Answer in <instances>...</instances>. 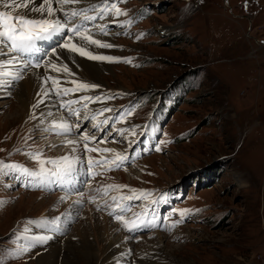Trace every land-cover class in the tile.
<instances>
[{"label":"rangeland","instance_id":"374dc122","mask_svg":"<svg viewBox=\"0 0 264 264\" xmlns=\"http://www.w3.org/2000/svg\"><path fill=\"white\" fill-rule=\"evenodd\" d=\"M90 1L99 3L82 0L81 5ZM228 3L229 7L224 0H118L126 15L92 22L106 26L104 42L114 47L90 48L121 59L94 61L108 68L98 79L103 83L100 90L69 98H99L86 108L83 101L73 104L79 116L53 104L55 98L33 109L42 89L35 96L28 92L27 107L10 116L18 105V86L28 74L23 66L20 78L2 87L8 91L0 90V264H38L42 252L78 243L76 228L91 232L84 212L88 206L99 214L96 220L111 219L118 227L116 237H127L130 246L119 264H264V0ZM142 13L148 15L139 20ZM177 25L183 29L180 38L170 33L175 29L170 26ZM50 46H42L39 59ZM189 70L190 76L184 75ZM50 86L49 81L46 87ZM175 94L183 100L164 108V98ZM133 101H138L136 108L130 106ZM157 110L162 111L161 124L152 123ZM62 119L73 125L71 132L48 130ZM188 127H195L197 135L177 143L175 138L191 131ZM84 134L95 137L87 141L88 147L100 151H85V141L80 140ZM66 140L77 141L84 150L73 153L77 145H66ZM36 154L44 161L76 156L75 183L82 190L100 186L103 198L80 200L66 185L60 189L68 198L48 194L39 179L22 174V186H17L19 177L12 178L17 176L15 168L39 171L31 158ZM117 154L127 157L119 167L102 165L87 173L89 157L112 161ZM44 166L53 168L50 163ZM110 185L127 187L107 188ZM131 190L137 198L120 199L132 196ZM110 196L117 200L104 204ZM75 199L81 203L72 202ZM117 203L127 211L113 212ZM116 215H122L129 227L133 220L147 226L128 231ZM69 260L93 262L77 256Z\"/></svg>","mask_w":264,"mask_h":264},{"label":"snow or ice","instance_id":"6c2138e0","mask_svg":"<svg viewBox=\"0 0 264 264\" xmlns=\"http://www.w3.org/2000/svg\"><path fill=\"white\" fill-rule=\"evenodd\" d=\"M82 0H0V5L5 9H10L9 11H0V46L6 49L5 55L8 59L0 61V69H7L10 65H14L20 61L21 56L26 54L38 53L40 49L37 47L38 41H53L56 40V46L52 47V54L59 56L57 54V48H63L71 53L78 54L81 57H85L92 61H118L121 58H115L111 56H104L96 54L89 49L90 45H94L99 48H111L114 45L106 42H102L99 39L94 38L92 29L95 28L99 33L107 35L106 26L104 24H92L93 21L104 20L106 17H119L121 15H126V13L117 6L118 0H99V3L90 2L86 7H68L69 5H78ZM123 2V0H119ZM55 5V6H54ZM22 10V11H21ZM29 13H37L38 16H29ZM57 13L60 15L58 16ZM89 13H94L90 15ZM130 23V22H129ZM86 24L91 25V27L86 26ZM72 34V35H69ZM66 37V38H65ZM73 37L79 38V43L73 42ZM58 38V40H57ZM139 38V37H137ZM63 42L60 43L59 41ZM12 53H19L20 55H12ZM42 58V57H41ZM123 62L130 63V58H123ZM25 65L40 68L41 64L36 62L32 64L30 61H25ZM49 67L57 72H63L69 76L74 75L68 66L62 65L58 67L55 63L49 62ZM0 77L11 79H0V88L5 85L10 86L12 80H17L20 78L19 74L13 75L11 72L4 70L0 71ZM51 81L53 88L49 89L46 85ZM71 83L73 87L62 88L60 87V80L58 77L46 76L42 79L41 92H37V96L40 97L35 104L32 105L33 109L39 107L40 104L44 102L48 96L53 93L57 96L68 95L70 93L87 91L90 89L98 88L99 85L90 84L86 81L72 80ZM98 100L99 98H93L89 96H83L80 101L85 102L84 106L87 107L88 103L93 102V100ZM80 101H63L60 104L62 109H65L69 115H77L79 113L75 108L72 107L73 104L79 103ZM103 111H111L105 108ZM51 115V113H49ZM35 118V117H33ZM87 118V116L85 117ZM95 119V117H92ZM105 124L108 123L107 120L104 121ZM75 127L79 128V125ZM49 131L56 132L57 134L68 133L73 130V125H71L66 120H61L59 122H53L52 126L48 129ZM90 139L94 140L95 137H89L87 134L81 135L80 140L85 141L84 149L87 152L100 151L98 149H93L88 147L87 141ZM77 141L66 140V145H77ZM159 151V147L156 149ZM71 151L75 153L77 147L73 146ZM105 152L112 151L111 149H103ZM39 165V171H31L27 168L19 169L22 175L32 178H38L40 185H47L48 183H55L58 185H69L71 190L77 192L80 197L86 194L75 187V173L77 172L76 164L79 162L76 156L71 158L67 155L61 157L59 160H49L44 161L41 154H36L31 156ZM127 157L121 154H117V159L108 161L104 158L101 160H95L91 157L88 159L87 173L91 174L95 167L113 165L119 167L120 163L126 160ZM45 163H50L53 168L46 169ZM110 170V169H109ZM127 186L125 185H110L107 188L122 189ZM107 188L104 189L105 194H107ZM96 191H101V189H96ZM133 192L132 196H122L121 200H131L137 198L135 196L136 190H131ZM61 200L65 197H61ZM95 197H91V201L94 202ZM113 201L117 200V197H112ZM75 203H81L80 200L75 201ZM121 212L127 211V208L119 203H117L116 210ZM113 212H109V215H113ZM139 216L140 214H135ZM184 214L181 213V218L183 219ZM58 219V218H57ZM115 219L122 222L123 226L128 231H135L140 227L147 226L144 221H140L138 224L135 220L131 222V227L128 226V222L122 215H116ZM177 221L176 223H179ZM172 226H175L174 224ZM44 240L43 237L39 238ZM46 242V241H45ZM27 251V249H24Z\"/></svg>","mask_w":264,"mask_h":264},{"label":"bare ground","instance_id":"6f19581e","mask_svg":"<svg viewBox=\"0 0 264 264\" xmlns=\"http://www.w3.org/2000/svg\"><path fill=\"white\" fill-rule=\"evenodd\" d=\"M68 7L79 8V7H84V6L81 5V3H80L78 5H69ZM9 10L10 9H5L2 5H0V11H9ZM38 15L39 14H37V13H29V16H38ZM57 15L59 16L60 14L57 13ZM90 15H92V14H90ZM69 35H72V34H69ZM105 37H106V35L101 34V33L94 36V38L99 39L102 42L105 41ZM57 40H58V38H57ZM59 42L62 43L63 41L60 40ZM73 42L79 43V38L75 39V37H73ZM46 43H48L51 46L47 51H45V52L41 51V53L43 52V54H44L43 60L39 59V57L37 55L38 53L26 54L24 56H21L20 61L18 63L14 64V65H10L7 69H0V71L7 70V71L11 72L13 75L19 74V76L21 75V72L23 70L26 69V71H27V69H28V74L26 75L27 77H25V79L21 81L22 84H20L18 86L19 87L18 88L19 91L17 93L18 94V98H17L18 99L17 100L18 105H16L15 108H13L14 112L17 111V113H20L19 111L25 109V106L27 107L26 102L29 99L28 92L32 93L35 96V91H39L42 89L41 88L42 79L46 76L58 77L60 80V87H62V88L71 89L73 87V84L71 83V81L69 82L67 80L72 79V80H77V81L82 80V81H86L90 84L99 85L98 88L90 89V90H93V92H91V94H94L96 91L101 89L100 84H103V83L101 80H98V79L99 78L102 79L101 78V74H102L101 72L106 70V68H108V67H105V69L102 65H100V67H99L97 64L94 63V61L88 60L85 57H81L78 54L71 53L68 50L63 49V48H57V54L59 56V59H57V56L52 54V47L56 46L57 41L56 40H53L50 42L38 41L37 47L40 50H42V46ZM90 47H91V45L89 46V49L91 51H93ZM96 48L97 47H95V49ZM5 52H6V49L4 47L0 46V61H4V60L8 59V56L5 55ZM96 52H97L96 54H98V53L101 54V51H96ZM12 55L19 56L20 54L19 53H12ZM103 55L105 56L104 53H103ZM50 59H54V62L51 61V63H55L58 67L66 64L74 75L69 76V75L63 73L62 71L57 72V71L51 69L49 67ZM25 61H30L32 64L39 62L41 64V67L36 68V67H32V66H27L24 63ZM21 66L25 67V69ZM97 75H98V77H97ZM64 76L66 78L62 79V77H64ZM0 79H8V78L0 77ZM50 84H51V86L49 87V89H52L53 85H52L51 81H50ZM103 89H106V88H103ZM0 90L2 91V93L3 92L6 93L8 91L6 89L4 90V88H0ZM53 92H55V91H53ZM76 93H78V92H75V93L69 94V95H65V96L60 95L57 97L55 94L51 93L48 96V98H46L44 100V102L39 105V107L43 104H47V103H45L46 100L50 101L53 98H55V102L53 104L58 103V105H60L61 104L60 102L61 101L63 102V100H61V99H65L64 101H68L71 96L75 97L73 95L74 94L76 95ZM22 95H24V96H22ZM39 98L40 97L36 96V99L34 98V100L37 102V100ZM39 107H38V109H39ZM14 112H12V114L10 115L13 118L15 115H17L16 112L15 113ZM57 122H58V120H57ZM80 148H82V150H84L83 146L81 144H77V150L78 151H81ZM79 170L83 171V170H85V167H79ZM121 175L123 176V174L120 173V177H122ZM121 180H123V178ZM102 182L104 183V186H105L106 184H105L104 180H102ZM74 183H75V180H74ZM134 185H136V184L134 183ZM66 186L71 189V187L69 185H66ZM75 187L78 188L80 191L84 192L86 195L83 197H80L77 194V192L69 189L70 192L72 193V197L79 198L80 200H83V201L84 200H90L91 197H95V199H98V198L103 196V190L100 186L94 185L92 187V186L88 185V186H85L84 190H82L83 188L81 189L80 186L77 183H75ZM96 189H101V191H96ZM114 194H115V192H114ZM111 198H112V196L104 199L103 203L104 204L107 203V201L110 200ZM42 204H43V201L41 200L40 205H42ZM88 207L89 208L86 209V211H84V212H85V216H86L85 218L87 220V223L89 224L88 226L91 227V228H89V229H91L90 235H87L86 231L83 228H80V227H78V229L76 228V230H77L76 234L78 236V243L71 244V246H69L68 244H65L62 246L55 247L49 251L42 252L41 256L36 258V261L38 264H58V263H60V264H71L69 259L72 257H76V256L79 259L87 260L88 262L93 261L92 264H119V263H121V259H123L122 255L125 254V252L128 250V248L130 246L129 242H126L127 237H125V235L123 233L119 234L116 237L115 234L117 233L118 227L115 224H112V222L110 221L111 219L106 218V217H103V218L101 217L102 218V220L100 219L101 221L96 220V218L99 214L96 216V213L94 212L95 210L90 211L91 207L90 206H88ZM81 222H82V219L80 218L79 223H81ZM101 223L103 225H101ZM99 227H101V228H99ZM79 229H81V230H79ZM95 230L100 232L101 237L98 235V233H96ZM90 237L92 238L91 240H90ZM44 240H46V238ZM64 246H65V248H64ZM61 247L64 248V253L62 252Z\"/></svg>","mask_w":264,"mask_h":264},{"label":"trees","instance_id":"16d2710c","mask_svg":"<svg viewBox=\"0 0 264 264\" xmlns=\"http://www.w3.org/2000/svg\"><path fill=\"white\" fill-rule=\"evenodd\" d=\"M148 14H145L144 15V13H142V15L140 14V16H139V20L142 18V17H144V16H147ZM181 32H183V29H182V27H180V25H178L173 31H171L170 33H172V35L174 36V38L175 37H177V38H180V35H179V33H181ZM193 70H189L188 72H186L184 75H189L188 73H190V72H192ZM190 76V75H189ZM179 80H180V78H178L177 80H175L174 81V85L173 86H176V85H178V83H179ZM155 97V96H154ZM148 100L150 99V98H147ZM169 99V104L166 102L167 100ZM178 98H177V95L175 94V95H173L171 98H169V97H165L164 98V100L162 101V106H165L164 108H172V107H175L177 104H179L180 102H181V100H183V99H181L180 101H178L177 100ZM140 99H138V101H139ZM138 101H136V102H132L131 104H130V106L131 107H133V108H136V103H138ZM162 114V111L161 110H157V113H156V117L153 119L154 120V122H156L157 124H161L160 122H163V120L161 119L162 118V116L160 115V114ZM152 114H154V113H152ZM155 115V114H154ZM160 117V118H159ZM152 118V117H151ZM187 129H189V130H191L190 132H187L186 134H184V135H182V136H179V137H177V138H175V140H177V143H182V142H184V141H186L188 138H192V137H194L195 135H197L196 133V128L195 127H192V128H186V130Z\"/></svg>","mask_w":264,"mask_h":264},{"label":"water","instance_id":"95a60500","mask_svg":"<svg viewBox=\"0 0 264 264\" xmlns=\"http://www.w3.org/2000/svg\"><path fill=\"white\" fill-rule=\"evenodd\" d=\"M225 4L229 7V3H228V0H224Z\"/></svg>","mask_w":264,"mask_h":264},{"label":"crops","instance_id":"0c3cea01","mask_svg":"<svg viewBox=\"0 0 264 264\" xmlns=\"http://www.w3.org/2000/svg\"><path fill=\"white\" fill-rule=\"evenodd\" d=\"M233 7V6H232ZM241 7L243 8L244 7V5H241Z\"/></svg>","mask_w":264,"mask_h":264}]
</instances>
